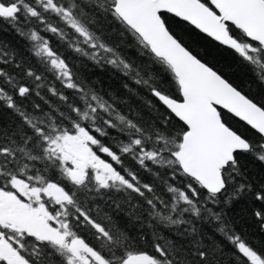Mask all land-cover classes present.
Segmentation results:
<instances>
[{"label":"snow or ice","instance_id":"1","mask_svg":"<svg viewBox=\"0 0 264 264\" xmlns=\"http://www.w3.org/2000/svg\"><path fill=\"white\" fill-rule=\"evenodd\" d=\"M0 23L40 65L0 45V110L9 114L0 127V264H264V240L246 238L225 211L244 201L264 233V0H0ZM189 33L232 53L258 90L190 46ZM48 34L146 90L154 115L122 112ZM205 221L213 235L197 226Z\"/></svg>","mask_w":264,"mask_h":264},{"label":"trees","instance_id":"2","mask_svg":"<svg viewBox=\"0 0 264 264\" xmlns=\"http://www.w3.org/2000/svg\"><path fill=\"white\" fill-rule=\"evenodd\" d=\"M51 38L54 46L60 48L61 53L67 57L68 62L73 68L74 73H76L82 80L87 83H90L97 87L98 89L103 90L104 92L115 94L118 100V106L122 112L125 114L128 113V108L131 106L136 111H139L141 115L147 120L150 119L153 113H150L148 108L145 106V100L149 99L146 95V90L140 89L138 86L132 84L130 81H127V78L117 72L115 69L110 66L98 67L92 61L79 57L76 53L72 52L70 49H67L59 44L55 37H52L51 34H48ZM186 42L195 48L201 55L207 57L209 60L219 63V66L228 74L233 80L240 84L245 89L248 88V85L251 83V88L255 91L258 90L259 86L256 83H252L250 74L246 73L243 66L236 60L232 53L228 50H217V47L210 45L205 38L196 33L185 34L184 36ZM0 45H7L10 48L17 50L23 57H25L34 67L40 68L36 58L32 57L28 52V41L19 36L14 29L10 28L7 24L0 23ZM123 54L130 60H137V55L133 49H122ZM50 84H54L58 90L63 91L66 95L72 96L73 93L71 90L63 89L58 81L52 79L51 76L48 78ZM123 82H128L130 87H133L137 91V95L129 93L124 87ZM43 94V93H42ZM49 99L53 104H60V101L56 97H52L50 94H47ZM122 101V102H121ZM9 123V114L7 110H0V127L7 125ZM142 179L145 182L153 183L157 187V191L164 198H167L169 195L164 188V185L160 183L159 179L147 172H141ZM138 199V198H137ZM101 207H104L102 204ZM125 212L118 214L117 218L124 223L127 219V205H124ZM109 211H113L109 209ZM225 211L228 213V216L235 223L238 230L242 231L246 238L253 240H264V233H261L254 223V221L247 214V204L244 201L234 203L229 208H226ZM198 227H203L205 231L209 232V235H213L212 226L206 221L203 223L198 222ZM130 231L135 233L138 230L139 225L128 224ZM157 229L160 235L165 236L168 239H175L174 230L165 228L163 226H157ZM151 237V231H148L147 238ZM217 242L224 245L225 254L227 255L230 251V245L223 237L219 234H215ZM145 248H148L149 251H152L151 247L147 244L142 245Z\"/></svg>","mask_w":264,"mask_h":264}]
</instances>
